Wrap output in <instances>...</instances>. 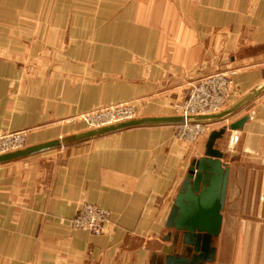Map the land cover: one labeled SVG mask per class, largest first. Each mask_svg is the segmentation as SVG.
<instances>
[{"label":"crops","instance_id":"crops-1","mask_svg":"<svg viewBox=\"0 0 264 264\" xmlns=\"http://www.w3.org/2000/svg\"><path fill=\"white\" fill-rule=\"evenodd\" d=\"M41 1L0 0V18L35 14ZM54 11L27 52L13 43L25 67L0 60V134L26 131L27 146L85 131L72 119L116 102L170 116L192 81L217 72L233 73L231 102L264 81V0H57ZM243 117L215 143L229 171L209 264H264V91L213 129ZM173 127L0 165V264H165L178 251L166 219L206 141L187 146ZM82 203L110 213L106 234L70 227Z\"/></svg>","mask_w":264,"mask_h":264},{"label":"water","instance_id":"water-1","mask_svg":"<svg viewBox=\"0 0 264 264\" xmlns=\"http://www.w3.org/2000/svg\"><path fill=\"white\" fill-rule=\"evenodd\" d=\"M263 91L264 81L220 111L209 115L137 117L49 142L26 146L1 154L0 165L132 128L177 126L184 123H219L232 116ZM247 119V117H243L229 126L210 132L205 141L203 156L190 163L165 223V227L174 231L178 237L177 254L168 255L165 264H209L214 262L213 241L218 237L221 229L229 171L222 161L223 153L215 148V143L222 139L227 130H240Z\"/></svg>","mask_w":264,"mask_h":264},{"label":"built area","instance_id":"built-area-1","mask_svg":"<svg viewBox=\"0 0 264 264\" xmlns=\"http://www.w3.org/2000/svg\"><path fill=\"white\" fill-rule=\"evenodd\" d=\"M232 72L215 73L200 77L187 90L186 96L174 108L180 116L209 115L220 111L228 103L234 93ZM88 129H95L135 118V110L127 104L109 108H99L80 116ZM211 124H181L175 126L176 140L192 144L209 132ZM26 133L7 134L0 139V155L21 149L25 145ZM76 231H84L92 236L107 233L110 213L100 207L82 203L69 222Z\"/></svg>","mask_w":264,"mask_h":264},{"label":"rangeland","instance_id":"rangeland-1","mask_svg":"<svg viewBox=\"0 0 264 264\" xmlns=\"http://www.w3.org/2000/svg\"><path fill=\"white\" fill-rule=\"evenodd\" d=\"M56 3H57V0H42L40 8L35 14H31V13L23 11V12H18L15 16H11V18H0V31L4 32V33L8 32L7 40L9 41V44H6L4 46H8L11 50V52L8 53L5 50H3L2 48H0V50H1L0 51V60L1 61H10L12 63L17 64L19 67H23V66L25 67V64H27V63L20 61V57H23V56H19V55H21L22 53L21 54L12 53V50H16L15 49L16 46L14 44H18L19 42H21V44H22L21 46L24 47V49H25V51H23V50L22 51L27 52L26 50L28 49V47H30L32 45V43L36 41V39L33 37L34 35L32 36L31 34L36 33L40 30H45V29L50 30L51 28H53V26L56 22V18L54 16V15H56V13L54 11L56 8ZM26 33H27V36H24ZM28 34H30V35H28ZM217 73H227V72H217ZM207 76H204V77H207ZM194 81H196V80H194ZM194 81H192L191 84ZM191 84H189V86H191ZM189 86H188V89H189ZM234 93H235V95L237 94V89L235 90ZM186 94H187V91H186ZM182 100L183 99L169 104L168 107L170 109V116H180L176 112L174 105H175V103L178 104ZM230 103H228L226 106H228ZM120 104H127V105L132 106L135 110V118L138 117V113L134 107V104L132 102H127V101H121V102H116L113 104L101 106V107H98L94 110H97L99 108L114 107V106H117ZM94 110H91V111H94ZM85 113H87V112H85ZM85 113L80 114L78 118L76 117V118H73L72 120L74 122L82 123L85 126L86 130H90L86 127V123H83L81 121L82 119L80 116L85 114ZM223 122H221V123H223ZM217 125H219V124H217ZM217 125H216V123L211 124V126H209V132L207 134L201 136L192 144L189 145V144L185 143V145L194 146L200 142H204L205 139L207 138V136L210 134V132L215 130L213 128H216ZM173 128H174V138L177 139L176 138V132H175V126ZM16 132H21V131L5 132V133L3 132L0 134V139L3 138L7 134H13ZM22 132L26 133L25 145L22 147V148H24L27 146V132L26 131H22ZM179 142H181V141H179ZM181 143L184 144V142H181Z\"/></svg>","mask_w":264,"mask_h":264}]
</instances>
